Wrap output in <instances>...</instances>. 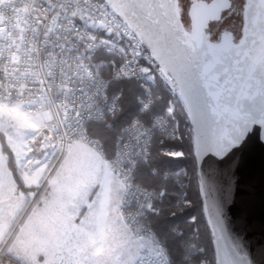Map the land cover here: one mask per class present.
I'll return each instance as SVG.
<instances>
[{
    "label": "built area",
    "instance_id": "1",
    "mask_svg": "<svg viewBox=\"0 0 264 264\" xmlns=\"http://www.w3.org/2000/svg\"><path fill=\"white\" fill-rule=\"evenodd\" d=\"M125 81L139 85V112L165 100L164 114L121 127L106 158L86 127L118 113L122 88L110 86ZM0 105L50 118L49 136L60 154L81 144L101 157L122 186L117 211L123 225L142 244L133 264H170L148 223L149 214L159 213L161 193L139 186L134 172L149 161L153 148L159 155L178 156L167 145L178 137L169 117L185 107L150 51L104 0H0ZM183 174L179 168L159 176L181 187ZM177 203L187 205L185 190Z\"/></svg>",
    "mask_w": 264,
    "mask_h": 264
},
{
    "label": "water",
    "instance_id": "2",
    "mask_svg": "<svg viewBox=\"0 0 264 264\" xmlns=\"http://www.w3.org/2000/svg\"><path fill=\"white\" fill-rule=\"evenodd\" d=\"M174 84L188 117L215 264H264V0H244L236 43L199 35L228 0H104Z\"/></svg>",
    "mask_w": 264,
    "mask_h": 264
},
{
    "label": "rangeland",
    "instance_id": "3",
    "mask_svg": "<svg viewBox=\"0 0 264 264\" xmlns=\"http://www.w3.org/2000/svg\"><path fill=\"white\" fill-rule=\"evenodd\" d=\"M50 118L44 115H26L17 105H0V131L11 149L19 175L26 187L39 190L45 184L33 211L46 199L67 209L61 212V225L72 226L74 213L70 212L69 200L73 197V205L80 210L83 218H89L95 214L93 209H87V199L94 191H103V184L109 186L108 191H114L106 198L105 211L109 221L102 228V242L97 245H80L84 247L97 246L99 250L92 252H80L76 264H133L137 257V240L129 233L118 214L115 215L114 198L116 191L122 189L121 184L111 174L109 167L101 157L81 144H73L65 153L60 154L52 138L49 136ZM58 191L61 192V196ZM34 199L37 193L34 191L27 194L16 190L10 173L5 165V157L0 152V252L6 246L3 253L10 252L21 254V231L22 226L20 212L29 198ZM33 199V200H34ZM102 196L98 197V206ZM33 203V201H32ZM31 203V204H32ZM119 205V204H118ZM118 207V206H117ZM117 210V209H116ZM85 218V219H86ZM121 224V226H120ZM124 227V228H123ZM108 228V232H107ZM121 228V229H120ZM113 232L112 234L109 232ZM3 244V245H2ZM2 245V246H1ZM50 244L29 245L30 251L40 255L51 253ZM60 247V253L72 247V244L55 245ZM65 248V249H64ZM75 245L71 248L74 249ZM79 253V254H80ZM57 257V252L53 253ZM83 256H85L83 258ZM7 263H21L15 260H6ZM23 264V263H21Z\"/></svg>",
    "mask_w": 264,
    "mask_h": 264
},
{
    "label": "trees",
    "instance_id": "4",
    "mask_svg": "<svg viewBox=\"0 0 264 264\" xmlns=\"http://www.w3.org/2000/svg\"><path fill=\"white\" fill-rule=\"evenodd\" d=\"M103 74L107 75L106 72ZM119 87L122 88V94L119 99V111L106 120L109 127L102 122L90 123L86 127L88 134L102 143L106 158L112 155L114 138L121 127L135 118L147 122L151 114H164L165 109V100H163L155 103L149 112L141 113L136 103V96L140 92L139 85L136 82L125 81L112 83L110 89L114 90ZM169 119L170 123L176 126L178 137L175 141L167 142V145L175 149L178 152V156L159 155L157 149L153 148L149 161L136 167L134 180L139 186L154 189L161 193L156 200L159 213L149 214L148 223L166 248L169 263L215 264L211 244L212 238L202 213L191 129L185 109L180 106L173 117H169ZM0 152L5 157L6 168L17 191L27 194L44 189L45 184L39 190L24 185L19 175L14 155L1 131ZM179 168L184 170L183 176L179 178L182 182L181 187L173 180H164L159 176V173L163 170L174 171ZM153 169L157 172L155 175L151 174ZM182 190L186 192V206H179L177 203ZM39 194L40 192L36 198ZM9 242L6 246H8ZM6 246L0 252V263L4 259L3 253Z\"/></svg>",
    "mask_w": 264,
    "mask_h": 264
},
{
    "label": "crops",
    "instance_id": "5",
    "mask_svg": "<svg viewBox=\"0 0 264 264\" xmlns=\"http://www.w3.org/2000/svg\"><path fill=\"white\" fill-rule=\"evenodd\" d=\"M102 190L103 191H94L92 196L87 199L88 208L93 209L95 214L90 215L89 218L82 216L85 210L80 213V210L73 205L74 198L72 197L69 200V211L74 213L72 219L74 220V224L72 226H63L61 225V211L67 209V207L61 206L56 202L49 201L44 199L43 203L39 204L36 211H33L36 201L38 197L34 199V195L32 198H29L26 203L24 204V208L21 209V223L22 226L21 231V244H22V251L20 255L16 253L10 252L9 254H5L2 263L0 264H7L6 260H15L20 261L23 264H59V261H64L65 264H76V260L79 259V255L82 252H92V250H99L97 243L102 242V228L105 227L103 221H109L110 218H107L105 205H106V198L111 195L114 191H108L109 186L102 182ZM35 193L41 194L42 191H34ZM59 195L61 196L62 191H58ZM39 194V196H40ZM114 194V193H113ZM122 194V189L116 191V196L114 198V210L115 215L118 218L117 214V206L120 202ZM99 195L102 196L101 203L98 206V197ZM33 201V203H32ZM32 203V204H31ZM86 218V219H85ZM121 226V224H120ZM124 228V227H123ZM121 229V228H120ZM108 232V228H107ZM111 234V230L109 231ZM137 242L138 248L141 247V243ZM61 243H68L75 245L74 249L72 247L65 249V253H60V247L55 245H60ZM33 244H50L54 245L51 248V253L49 252L47 255H40L35 251L29 250V245ZM97 245L94 248L91 247H82L80 245ZM3 245V244H2ZM1 245V246H2ZM57 252V257L54 256L53 253ZM81 252V253H80ZM80 253V254H79ZM85 256H83L84 258Z\"/></svg>",
    "mask_w": 264,
    "mask_h": 264
},
{
    "label": "flooded vegetation",
    "instance_id": "6",
    "mask_svg": "<svg viewBox=\"0 0 264 264\" xmlns=\"http://www.w3.org/2000/svg\"><path fill=\"white\" fill-rule=\"evenodd\" d=\"M192 1L209 3L211 0H178V11L185 31L191 35L188 9ZM227 8L210 16L206 27L199 35L207 43H236L241 35L244 0H228Z\"/></svg>",
    "mask_w": 264,
    "mask_h": 264
}]
</instances>
